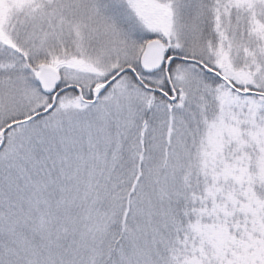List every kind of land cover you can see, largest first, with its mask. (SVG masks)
I'll return each mask as SVG.
<instances>
[{"label":"snow or ice","instance_id":"obj_1","mask_svg":"<svg viewBox=\"0 0 264 264\" xmlns=\"http://www.w3.org/2000/svg\"><path fill=\"white\" fill-rule=\"evenodd\" d=\"M0 264H264V0H0Z\"/></svg>","mask_w":264,"mask_h":264}]
</instances>
